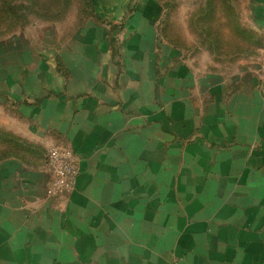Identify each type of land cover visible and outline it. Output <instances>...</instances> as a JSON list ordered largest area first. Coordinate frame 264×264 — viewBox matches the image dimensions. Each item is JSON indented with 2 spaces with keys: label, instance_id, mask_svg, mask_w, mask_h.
I'll return each instance as SVG.
<instances>
[{
  "label": "crops",
  "instance_id": "1",
  "mask_svg": "<svg viewBox=\"0 0 264 264\" xmlns=\"http://www.w3.org/2000/svg\"><path fill=\"white\" fill-rule=\"evenodd\" d=\"M248 3L254 36L227 48L164 35L158 0L0 39V264H264V0ZM53 146L80 168L60 196Z\"/></svg>",
  "mask_w": 264,
  "mask_h": 264
},
{
  "label": "rangeland",
  "instance_id": "2",
  "mask_svg": "<svg viewBox=\"0 0 264 264\" xmlns=\"http://www.w3.org/2000/svg\"><path fill=\"white\" fill-rule=\"evenodd\" d=\"M158 1L164 10V35L190 50L230 47L234 38L254 36L247 20L249 0ZM95 4L96 0H0V39L22 27L28 37L37 36L40 26L68 33L94 19Z\"/></svg>",
  "mask_w": 264,
  "mask_h": 264
},
{
  "label": "built area",
  "instance_id": "3",
  "mask_svg": "<svg viewBox=\"0 0 264 264\" xmlns=\"http://www.w3.org/2000/svg\"><path fill=\"white\" fill-rule=\"evenodd\" d=\"M260 71L264 76V54L261 58ZM46 163L52 176L48 194L60 196L73 191L80 175L78 159L73 150L53 146L48 150ZM174 264H182V262L175 261Z\"/></svg>",
  "mask_w": 264,
  "mask_h": 264
}]
</instances>
